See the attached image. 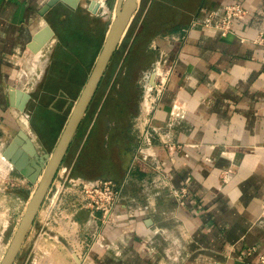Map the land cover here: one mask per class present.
Returning <instances> with one entry per match:
<instances>
[{"label": "crops", "instance_id": "0c3cea01", "mask_svg": "<svg viewBox=\"0 0 264 264\" xmlns=\"http://www.w3.org/2000/svg\"><path fill=\"white\" fill-rule=\"evenodd\" d=\"M47 1L0 0V201L7 183L24 200L28 185L37 188L4 153L19 132L39 156L52 152L91 76L117 3L81 0L73 8L61 1L43 15ZM139 2L119 65L105 72L64 158L68 167L59 169L44 199L53 212L67 181L109 179L125 184L121 203L103 224L84 200L70 201L63 221L68 235L40 238L29 253L35 254L31 264H260L264 45L223 37L204 25L209 14L220 16L239 2L251 13L236 22V32L264 35V0ZM48 27L52 33L36 50L37 36ZM124 65L143 76H119ZM157 67L173 70L167 89L149 118L140 117V109L133 119L121 100L135 97L138 108L139 83H150L153 74L155 82ZM20 92L31 96L26 104ZM95 99L101 104L91 110ZM146 129L152 131V155L146 147L139 151ZM27 140L18 147L23 154ZM165 141L181 148L171 154Z\"/></svg>", "mask_w": 264, "mask_h": 264}, {"label": "water", "instance_id": "95a60500", "mask_svg": "<svg viewBox=\"0 0 264 264\" xmlns=\"http://www.w3.org/2000/svg\"><path fill=\"white\" fill-rule=\"evenodd\" d=\"M61 1L67 3L73 8H76L81 2V0H48L43 8V15L47 14L51 8ZM139 1L140 0H117L116 6L112 11V21L103 48L95 63L91 76L89 77L80 98L73 107L52 153L39 156L36 153L34 146L29 140H27L24 132H19L18 136L13 140L4 153V156L11 160L16 168L23 172L24 175L28 176L31 182L37 184V188L27 203L24 215L21 218L7 252L0 264H15L44 202L47 192L63 163L70 144L87 112L94 94L111 63L114 54L120 48L130 31L139 8ZM46 29L47 33H42L36 38L38 42L36 50L40 48L42 49L45 46L48 36L52 33L49 27ZM154 78L155 76L153 74L150 82L151 84L155 83ZM20 95L23 96V103L25 104L31 97L29 94L23 92H20ZM25 104H22L21 109L25 107ZM24 139L27 140V144L24 147L26 152L23 154L22 150H18V147L19 145H23ZM20 153L23 154L22 158L19 156ZM31 156H34L36 160L31 162V166L26 167Z\"/></svg>", "mask_w": 264, "mask_h": 264}, {"label": "rangeland", "instance_id": "374dc122", "mask_svg": "<svg viewBox=\"0 0 264 264\" xmlns=\"http://www.w3.org/2000/svg\"><path fill=\"white\" fill-rule=\"evenodd\" d=\"M134 21H133L132 26L130 28V31H129L130 33L133 32V30L135 28L137 18H135ZM130 33H128L124 42L121 44L120 48L114 54V56L111 60V63L107 69L106 74H109L114 68L118 67L119 62H120L121 53L123 52V49L125 48L127 42H129V40L132 36V34L130 35ZM129 67L131 69L133 68V72L128 74V76H132L134 79H137L139 77V75L141 74V71H139V68H136L133 66H129ZM129 67H127V69ZM124 68H126V66ZM124 68H123L122 73L118 74L119 76L121 74L127 75V72H126L127 70L125 71ZM141 76H143V74H141ZM133 85H135V83ZM146 86H147V82L146 83L145 82L139 83V88H140L139 89V94H140L139 103L140 104H139L138 108H137V103L135 101V97L133 100L134 103L132 102V99H130V97H129L128 102L126 99L124 101L121 100V103L124 105L125 108L129 107V110L132 113L133 119H135L136 113L140 109H141L140 117H141V115H143V113H145L144 112V109H145L144 102H145V98L147 96ZM124 97H126V95ZM100 104H101V100L99 101L97 99L92 104L91 110H93V108H95V107H99ZM117 105L118 106L120 105L119 100H118ZM116 112H118L117 109H116ZM144 115L146 116V114H144ZM135 122H136V120H135ZM128 124L133 125L135 123L130 121ZM132 136L134 137L133 133H132ZM55 143L57 144V142H55ZM56 144H54L53 147L51 148L52 151L54 150ZM63 167H68L67 166V160H65V159L63 160V163H62L60 169H62ZM79 184L80 183H77V185L76 184L72 185L70 181H67L66 188H65L67 191H65V193H63L61 195V198H60L61 204L59 202L58 203L59 206L55 207L53 212H52V210L50 212L48 211L47 208H48L49 202L47 200L44 201L45 207H43L41 209V211L39 212V214H37L35 222H34L32 228H31V230H30V232H29V234H28V236H27V238L23 244L22 250H21L19 256L17 257L15 264H31L32 263L33 259L35 258V254L33 253V255L30 256L29 253L32 251L34 245L36 244V242L40 238H44V237L48 238L50 236H55L56 234H59V235L65 236V237L68 235L67 229L65 226V222H63V221H66L68 219V216L71 214L70 211L68 210L69 208H68L67 204L70 201L73 202L76 200L77 201L78 200L79 201L84 200V195H83V192L81 189V185H79ZM7 186H8V189L6 190V194H4V196L2 197V199L0 201V203H1L0 204V239H1V242H0V262L3 259V257L5 256V253L7 252L9 244L13 238V235H14V233H15V231H16V229H17V227L21 221L22 216L24 215L27 203H28L31 195L33 194V192L36 189V185L35 186H29L28 185L27 191L30 194H28V198L26 200H24V199H21L20 197H18L16 194H14L15 190L9 191V188L14 189V188H18V187L13 188L8 183H7ZM20 188H23V187L20 186ZM50 197H51V195H49V198ZM50 248H51L50 242L44 244V250H50ZM29 257H30V259H29ZM27 259H29V260H27Z\"/></svg>", "mask_w": 264, "mask_h": 264}, {"label": "built area", "instance_id": "2783aa9c", "mask_svg": "<svg viewBox=\"0 0 264 264\" xmlns=\"http://www.w3.org/2000/svg\"><path fill=\"white\" fill-rule=\"evenodd\" d=\"M250 13V8L243 3H232L225 6L220 16H217L215 13L209 14L204 26L210 30L218 32L223 37L237 36L242 43L251 42L255 45H264L263 34H258L254 38H248L236 32V22L244 20L250 15ZM162 67H164V65H162ZM155 74H157V80L155 83L151 84L148 82L146 86L147 96L145 101L146 99L150 101V107L146 108L144 104V112L148 118L164 95L173 74V70L171 68H163L161 70L157 67ZM148 118L147 124L151 121ZM152 137V131L146 129L142 135V144L139 148L140 152L146 147V152L148 153L149 148L152 147ZM165 145L171 154L181 148V146L171 144L169 141H165ZM148 154L152 155V153ZM158 168L160 169L161 167ZM79 185H81L86 207L90 209L93 214L100 213L101 218L99 220H101L103 224H107L113 219L116 214V208L121 203L125 184L117 183L109 179H99L92 182H82ZM185 191L186 190L183 189L182 192H175V194L180 197L185 194ZM248 251L251 253L254 249L252 248ZM259 262L260 264H264V255L260 257Z\"/></svg>", "mask_w": 264, "mask_h": 264}, {"label": "trees", "instance_id": "16d2710c", "mask_svg": "<svg viewBox=\"0 0 264 264\" xmlns=\"http://www.w3.org/2000/svg\"><path fill=\"white\" fill-rule=\"evenodd\" d=\"M129 33H130V32H129ZM131 34H132V32L130 33V35H131ZM124 66H125V65H124ZM123 68H124V67L121 68V71L119 72V74L122 73ZM126 72H127V76H128V74H130L131 72H133V68L131 69V68L129 67V68L127 69Z\"/></svg>", "mask_w": 264, "mask_h": 264}, {"label": "bare ground", "instance_id": "6f19581e", "mask_svg": "<svg viewBox=\"0 0 264 264\" xmlns=\"http://www.w3.org/2000/svg\"><path fill=\"white\" fill-rule=\"evenodd\" d=\"M149 88H150V86H149ZM144 104H145L146 108L150 107V101L148 99H146Z\"/></svg>", "mask_w": 264, "mask_h": 264}]
</instances>
